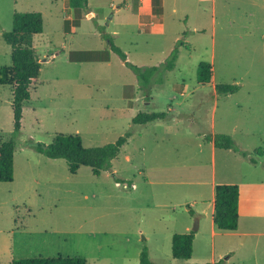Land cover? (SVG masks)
I'll use <instances>...</instances> for the list:
<instances>
[{"label":"rangeland","instance_id":"374dc122","mask_svg":"<svg viewBox=\"0 0 264 264\" xmlns=\"http://www.w3.org/2000/svg\"><path fill=\"white\" fill-rule=\"evenodd\" d=\"M32 11L43 19L32 37L41 66L16 135L11 89L0 85V142L15 141L13 180L0 182V262L60 255L139 264L146 248L155 264H264V197L254 198L252 219L242 212L235 232L216 236L206 201L212 169L216 181H264V0H87V8L67 0H0V66L11 62L2 32L15 12ZM177 41L190 48L179 46L175 67L147 87L110 48L130 63L154 66ZM72 50L95 52L72 61ZM201 61L212 65L209 84L196 82ZM218 83L238 89L220 95ZM139 111L166 115L132 124ZM127 132L111 167L97 176L88 166L72 174L63 159L33 148L58 133L77 134L90 147ZM215 133L230 135L246 155H212L204 137ZM198 212L191 257L174 259L172 234L197 227Z\"/></svg>","mask_w":264,"mask_h":264},{"label":"trees","instance_id":"16d2710c","mask_svg":"<svg viewBox=\"0 0 264 264\" xmlns=\"http://www.w3.org/2000/svg\"><path fill=\"white\" fill-rule=\"evenodd\" d=\"M72 8H87V0H67ZM43 30V19L40 12H15L12 17V26L8 31L2 32L3 41L10 46L11 62L9 65L0 66V85H8L11 89V105L13 113V134L20 130L22 118V105L29 99L31 84L38 78L40 62L32 45V37ZM188 44L177 41L168 56L158 65L138 66L126 61V55L118 47L111 45V50L118 54L125 65L136 76L138 83L147 87L154 81L156 74L172 70L178 58L179 46ZM92 50H72L69 60L81 61L92 59ZM107 56V55H106ZM90 57V58H89ZM212 65L207 61H201L196 68V82L201 85L212 82ZM142 85H140L142 87ZM238 89L236 84L218 83L215 90L220 95L234 93ZM149 93V92H148ZM147 94V93H146ZM164 111H139L132 118V124H147L163 120ZM130 133L118 137L114 142L101 146H84L82 139L77 134H61L54 136L49 144L37 142L33 145L36 152L51 159H63L68 171L75 174L80 166L90 167L94 175H99L101 170L111 167V160L122 150ZM206 141H211L214 147L219 149H233L245 156L246 153L236 149L228 134L215 133L205 136ZM15 141L13 138L0 142V182L13 180ZM260 153V152H259ZM252 162H255L251 159ZM239 187L233 183L216 184L214 187L213 224L218 231H235L238 227L239 212ZM195 231L173 233L171 236V255L174 259L187 260L192 254V244ZM0 264H4L1 263ZM8 264H96L87 261L81 256H53V257H27L14 259ZM139 264H155L147 255V249L143 248L139 255ZM200 264V263H196ZM220 264V261L203 263Z\"/></svg>","mask_w":264,"mask_h":264},{"label":"crops","instance_id":"0c3cea01","mask_svg":"<svg viewBox=\"0 0 264 264\" xmlns=\"http://www.w3.org/2000/svg\"><path fill=\"white\" fill-rule=\"evenodd\" d=\"M145 100H144V103L145 104H148L150 103V101L148 100L150 97H148L147 95H143ZM212 143V142H211ZM213 145V143H212ZM212 155L214 154V149H219V148H216L214 147V145L212 146ZM219 150H228V149H219ZM234 151V150H233ZM236 151H234L233 153H235ZM238 153L239 155H241L239 152H236ZM243 156V155H242ZM253 163V162H252ZM221 183H233V184H237L238 187H239V202H238V212H239V219H240V216L243 212V215L246 216V217H251V219L254 217L253 215V210L255 209V199H258L259 200V197H264L263 193L261 194L259 192L260 188H263L264 187V181L263 180H259V179H254V178H248V179H234L233 181H216L215 180V175H214V170L212 169L211 171V181L209 182V185H210V197L206 200L207 201V207L210 208V212H209V215H208V220L210 222H208V226L210 228V234L212 236H216L218 233L222 232V231H218L215 229L214 227V224H213V219H212V215H213V207H214V203H213V200H214V187L216 184H221ZM254 200V201H253ZM257 209H255L256 211ZM197 216H198V219H197V228L199 229L200 228V225H201V221H202V216H201V213H196ZM238 229V227H237ZM236 229V230H237ZM185 231L183 232H189V231H192L190 229V226L189 225H186L185 228H184ZM235 230V231H236ZM235 231H223V232H226V233H229V232H235ZM181 232V233H183ZM197 232L195 231V234H194V239H195V236H196Z\"/></svg>","mask_w":264,"mask_h":264},{"label":"water","instance_id":"95a60500","mask_svg":"<svg viewBox=\"0 0 264 264\" xmlns=\"http://www.w3.org/2000/svg\"><path fill=\"white\" fill-rule=\"evenodd\" d=\"M197 229V227H194L193 229H192V231H195Z\"/></svg>","mask_w":264,"mask_h":264}]
</instances>
